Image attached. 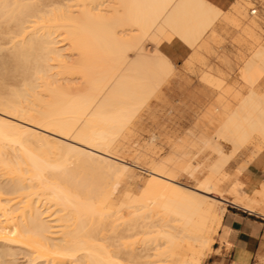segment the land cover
Wrapping results in <instances>:
<instances>
[{
	"label": "bare ground",
	"instance_id": "1",
	"mask_svg": "<svg viewBox=\"0 0 264 264\" xmlns=\"http://www.w3.org/2000/svg\"><path fill=\"white\" fill-rule=\"evenodd\" d=\"M222 11L209 0H0V246L8 255L20 250L27 264H201L224 215L221 170L252 137L264 146V93L251 88L264 73V45L240 70L251 89L206 141L218 155L199 184L112 148L175 71L163 42L177 37L193 51ZM69 163L82 176L98 172L94 185L72 178ZM130 168L149 178L124 218L108 182ZM244 187L239 179L227 191L251 208ZM256 193L264 199V187ZM122 224L128 235L117 232ZM140 232L147 236L136 246L129 239Z\"/></svg>",
	"mask_w": 264,
	"mask_h": 264
},
{
	"label": "rangeland",
	"instance_id": "2",
	"mask_svg": "<svg viewBox=\"0 0 264 264\" xmlns=\"http://www.w3.org/2000/svg\"><path fill=\"white\" fill-rule=\"evenodd\" d=\"M252 9L256 10L255 14H250V10ZM244 10L248 19H254L252 20L254 25L257 24L255 20L258 21V27L255 29L256 34H246L245 31L242 30L243 20L240 17H237L233 24L219 20L217 27H215L217 32L211 31L208 35L210 38L208 47L205 49L199 47L198 53V47H196L193 51H190L188 55V58L194 57L193 59L187 58L182 64L174 63V74L171 75L160 88L149 97V100L147 99L145 105L138 110L130 126L115 142V147L112 148L113 152L127 162L137 163L145 167L144 169L155 164L156 167L162 168L167 174L186 185L196 186L199 184L210 172L209 164L215 161L218 155L214 153L216 151H214L209 143H205L204 147L202 143V141L211 138L212 135L215 134L221 121V117L219 116H217V119L212 118L208 113V109L212 107V104L216 100L219 101V104H229L230 108H234L241 100L240 98L245 96L253 87L250 88L249 84L241 77V66L238 67L237 76H232L231 78L229 67L230 60L233 58L244 64L250 57V54L252 55V51L254 53L256 48L264 45V0H247L244 4ZM234 45L246 49L237 51H235L234 48L230 49V47H234ZM231 72L233 71L231 70ZM238 79H242V83H240ZM256 87L259 89L260 86L257 84ZM216 110H218V107ZM219 114L221 113L219 112ZM218 141L223 144L222 148L224 154L231 153L230 144L220 138ZM259 143L260 139L258 137H252L232 156L226 167L221 170V174L227 172L229 175H227L228 178L221 183V191L226 199L234 200L233 195L230 194L227 189H229V186L234 180L239 167L241 165L246 166L249 160L264 148L262 147L259 149ZM50 156L51 159L54 158V156ZM73 160L75 163L74 157L72 161H70L73 163ZM187 164L197 166L196 170L192 171V175L186 171ZM68 166L71 177L73 175L72 178L75 177L74 173H76V176H78L79 173V175H81L80 171L77 172L78 168L75 169L76 164L72 165L69 163ZM73 166H75V168ZM70 167L75 171L70 169ZM81 171L83 172V170ZM0 172L2 173L3 171L0 170ZM70 172L68 171L67 174L69 175ZM92 172L98 174V172H94L93 170ZM92 172L91 174H93ZM47 173V176L49 174L51 175H49L50 179L52 178V174L55 175L54 178L58 177V173ZM220 173L219 175L221 176ZM96 174L93 175L96 177ZM82 175L80 177L78 176L80 179L77 178V181L80 180L82 182L79 183L80 185H83L84 182L88 186L89 184L94 185V176L91 177V179L89 175L86 174L85 176L88 175V178L86 177L87 180H85V176ZM220 176L218 178H220ZM59 178L58 179L62 182H67L69 180V176L66 177V174H62V176L59 174ZM148 178V173L140 172L136 168L128 169V171L118 179L110 177L109 180L112 179V181H109L110 183L108 182V189L112 200V209L116 210L119 204V211L122 214H120L119 211L118 214L124 216V218L126 215L128 216L127 212H130V210H128L129 207H127V204H129V197H140V194H143V189ZM89 179L92 180V183L88 182L90 181ZM229 204V202L218 203L217 212L220 213L224 211L225 215L228 210L231 209ZM120 226L119 228L121 230L123 228V230L121 231L119 229L117 232L121 234L124 232V234H122L123 236L128 235L129 233L124 231V225L123 227ZM220 229H222V225L214 235L215 238L212 243V248L209 251L210 253L203 258L201 264H207L205 260L208 255L213 253L214 244L221 243V236L219 235ZM139 234L140 235L136 233L135 237L129 239V241L134 239V243L136 242L134 245L136 246L140 245L143 238L147 236L141 232ZM110 235L112 234H109V237ZM113 238H115V235ZM108 240L111 239H107L106 241ZM114 240L116 241L117 239L115 238ZM114 240L112 239L110 244H112L111 242H115ZM0 252H2L0 264H27L28 262L26 260L27 258H25L27 256H24L25 254L20 250H17L16 255L11 256L6 253V248L0 246Z\"/></svg>",
	"mask_w": 264,
	"mask_h": 264
},
{
	"label": "crops",
	"instance_id": "3",
	"mask_svg": "<svg viewBox=\"0 0 264 264\" xmlns=\"http://www.w3.org/2000/svg\"><path fill=\"white\" fill-rule=\"evenodd\" d=\"M209 1L216 4L218 7L223 9V11L219 18L216 19V21L213 23L212 27L205 33L203 39L196 46L198 47L197 53L199 51V47H203L204 49L208 47V44L210 42V38L208 37V35L211 31L217 32V29H215V27H217L219 20H223L226 23L233 24L236 21L235 19L237 17H240L243 20L242 30L245 31L246 34H256L255 29L258 27V21L255 20L257 24L254 25L252 22V20L254 19H248L244 10V4L247 0ZM233 48L235 51L246 49L237 45H234V47H230V49ZM161 49L166 52L173 63L177 64H182L188 58V55L191 51L190 47L188 48V46L185 45V43L177 37L170 41L163 42V44L161 45ZM191 58L193 59L194 57H190L188 59ZM239 66L242 67L243 63L231 58L229 64L231 78L232 76H237ZM231 70L233 72H231ZM173 74L174 72L171 75ZM238 80H240V83H242L243 81L242 79ZM257 84L258 86H260V90L256 87ZM252 88L259 94L264 93V91H261L264 90V73H262V75ZM217 107L218 110H215ZM234 108H230L229 104H219V101L216 100L212 104V107L208 109V113L210 112L209 114L214 119H217V116L221 117V121L219 124L220 127L225 118ZM219 112L222 115L219 114ZM208 140L206 139L205 141H203V145L207 143L206 141ZM218 143L221 146L223 145L219 141ZM262 147L264 146H261L260 144L258 148L261 149ZM132 164L138 165L137 163ZM239 179L243 182V187L245 186L244 190L246 191V193L255 200L254 206L251 208H245L237 200H228L226 198L225 200H223L222 203H230L229 207L231 209L228 210V212L224 215V218L221 222L222 229H220L219 233V235L221 236V243L214 244L213 253L208 255L205 260L207 264H264V199L261 198L262 195L256 193V191L261 190L262 187H264V148H262L260 152L254 155L253 158L249 160L246 166L241 165L239 167L237 173L235 174V178L229 187L238 182Z\"/></svg>",
	"mask_w": 264,
	"mask_h": 264
},
{
	"label": "built area",
	"instance_id": "4",
	"mask_svg": "<svg viewBox=\"0 0 264 264\" xmlns=\"http://www.w3.org/2000/svg\"><path fill=\"white\" fill-rule=\"evenodd\" d=\"M252 13H254V9H252Z\"/></svg>",
	"mask_w": 264,
	"mask_h": 264
}]
</instances>
